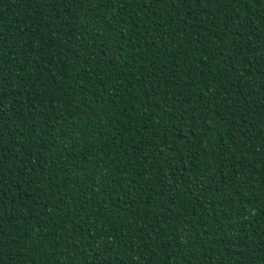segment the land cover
Returning <instances> with one entry per match:
<instances>
[{
	"label": "trees",
	"instance_id": "trees-1",
	"mask_svg": "<svg viewBox=\"0 0 264 264\" xmlns=\"http://www.w3.org/2000/svg\"><path fill=\"white\" fill-rule=\"evenodd\" d=\"M0 264H264V0H0Z\"/></svg>",
	"mask_w": 264,
	"mask_h": 264
}]
</instances>
